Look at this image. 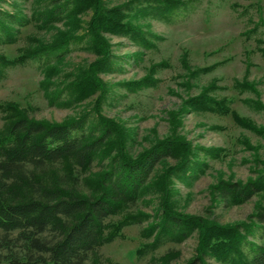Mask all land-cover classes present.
<instances>
[{"label":"trees","instance_id":"16d2710c","mask_svg":"<svg viewBox=\"0 0 264 264\" xmlns=\"http://www.w3.org/2000/svg\"><path fill=\"white\" fill-rule=\"evenodd\" d=\"M15 11L0 6V45L17 41L20 27L35 22L42 30H57L50 41L20 50L16 57L0 53V80L10 68L38 62L45 78L41 85L50 104L75 107L98 94L94 115L84 112L62 121L37 119L29 107L16 101H0L3 126L0 128V264H121L102 260L100 249L124 238V229L133 225L147 239L139 256L156 252L168 243H182L197 233L195 256L185 264H264V206L247 221L220 223L202 215L183 213L173 198L174 180L192 183L209 167V157H219L222 148L193 147L175 134L157 139L137 155L128 148L130 133L123 125L105 116L100 106L109 93L101 77L121 69L106 33L129 37L137 45H153L147 32L134 23V17L170 19L188 4L187 0H129L108 7L103 0H37L32 16L13 2ZM92 12L85 34H78L81 15ZM65 24L67 31L56 27ZM73 44L89 49L97 59L78 67L60 82V62ZM83 45V46H82ZM136 59L141 54L135 53ZM193 77L212 72L218 63L192 69ZM154 63L142 79L124 82L129 90L155 87L156 73L167 66ZM56 83H61L53 89ZM241 91L254 89L249 82L236 81ZM216 82L190 95L179 111L170 113L179 125L181 113L212 112L232 114L237 124L264 135V127L232 110L227 97L216 96ZM257 108L263 106L258 100ZM203 155V156H202ZM174 163H168V160ZM168 163V164H167ZM165 164L162 170L160 165ZM264 192V171L243 181L220 179L212 186L213 196L226 206L248 202ZM154 203L153 212L143 211L140 202ZM180 256L171 250L158 260L173 264Z\"/></svg>","mask_w":264,"mask_h":264},{"label":"rangeland","instance_id":"374dc122","mask_svg":"<svg viewBox=\"0 0 264 264\" xmlns=\"http://www.w3.org/2000/svg\"><path fill=\"white\" fill-rule=\"evenodd\" d=\"M14 1L25 14L32 16L37 0H0V6L13 12ZM103 1L106 6L115 7L129 0ZM187 1V6L170 19L132 18L152 40L153 45L149 48L137 45L129 37L106 33L122 67L101 75L109 86V93L100 110L128 130V148L133 155L157 139L175 134L191 142L194 148H222L219 157H209V167L192 183L174 180L173 198L183 213L206 216L220 223L247 221L249 215L264 206V192L244 204L226 206L213 196L212 186L220 179L247 182L257 178L264 171V135L237 124L232 114L189 111L181 113L176 126L170 113L179 111L190 95H196L204 86L216 82L219 87L215 90L216 96L227 97L232 110L264 127V0ZM91 14L81 15L83 23L76 33L85 34ZM56 27L68 30L65 24ZM20 30L16 42L0 45V53L16 57L22 48L37 45L41 39L50 41L57 33V30L38 28L34 21L21 26ZM138 52L141 58L136 59ZM185 54L193 70L218 65L212 72L190 79L193 85L188 88L186 81L191 76L183 62ZM96 59L89 49L73 44L70 53L59 63L61 73L55 78L56 82ZM163 61L168 65L156 73L157 86L135 91L125 86L124 82L142 79L152 64ZM44 78L38 62L8 69L0 80V101L19 102L23 107H29L37 119L62 121L84 112L94 115L98 94L75 107L52 105L41 85ZM236 81L249 82L254 89L243 92L235 87ZM56 82L51 89L61 84ZM247 100H259L263 106L257 108ZM3 122L0 112V128ZM168 163H174V160L170 159ZM164 167L165 164L160 165L159 170ZM150 197L140 202L136 209L153 212L155 204L146 202ZM148 224L125 228L124 238L100 249L102 260L109 258L121 264H160L158 259L162 255L175 250L180 256L173 264H185L195 256L197 233L182 243H168L152 254L139 256L138 249L147 242L142 230ZM208 264L219 263L208 259Z\"/></svg>","mask_w":264,"mask_h":264}]
</instances>
